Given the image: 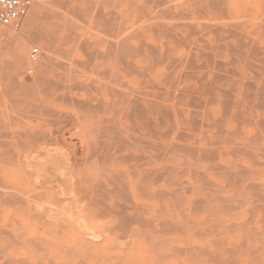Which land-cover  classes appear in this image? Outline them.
<instances>
[{"label": "rangeland", "instance_id": "obj_1", "mask_svg": "<svg viewBox=\"0 0 264 264\" xmlns=\"http://www.w3.org/2000/svg\"><path fill=\"white\" fill-rule=\"evenodd\" d=\"M32 7L55 61L64 62L36 88L42 45L30 44L17 74L10 41H2L0 264H191L190 251L170 249L190 243L218 249L210 259L200 255L198 264H264V106L255 105L264 103V0H34ZM34 45L41 54L32 62ZM145 102L153 103V112ZM71 175L79 177L76 189ZM144 175H152V183ZM251 181L263 186H247ZM112 188L129 193L130 205ZM207 195L212 202L203 201ZM197 198L202 202H192ZM119 202L127 213L142 211L146 221L140 214L137 220L116 216L108 206ZM80 212L86 218H78ZM168 220L184 221L187 242ZM161 236L165 243L157 245Z\"/></svg>", "mask_w": 264, "mask_h": 264}, {"label": "bare ground", "instance_id": "obj_2", "mask_svg": "<svg viewBox=\"0 0 264 264\" xmlns=\"http://www.w3.org/2000/svg\"><path fill=\"white\" fill-rule=\"evenodd\" d=\"M201 1V0H200ZM38 7V6H37ZM75 9V8H74ZM36 10V9H35ZM37 12V11H36ZM28 15L29 16H31L30 17V19H29V21H28V25H26L27 27L26 28H24V31L22 32L21 31V28L20 29H18V30H15V29H12V31H10V30H8V29H5V28H0V52L2 51V48H3V44L4 43H6V42H4L3 44H2V41H10V45H11V47H12V50H13V52H14V59H13V61H12V63H11V69H12V73H17V74H20V71H21V69L27 64V61H26V54H27V51H28V49H29V47H30V44L33 42V41H37V42H39L41 45H42V47H43V49H44V55H43V57L37 62V64H36V69H37V72H36V76H35V80H34V83L37 85H34V83H33V85L34 86H36V88L38 87V84H41V82H43L45 79H46V76L52 71V70H55V68L58 66V65H61V66H63L62 64H63V62L64 61H62V62H56L55 61V55L57 54V52H55L54 50H53V45H52V41L50 40V37L48 38V39H46L45 38V35L42 33L43 31L42 30H40L41 29V27H43V26H40L39 28H38V24H37V21H36V19L38 18V16L36 17L35 16V11H34V9H33V7H31V9H30V11H29V13H28ZM38 15V14H37ZM40 15V14H39ZM44 16H45V14H43ZM28 16V17H29ZM40 17V16H39ZM46 17V16H45ZM49 17V16H48ZM47 17V18H48ZM42 18H44V17H42ZM44 21H45V18H44ZM76 24V23H75ZM76 26V25H75ZM74 27V26H73ZM132 28V27H131ZM45 29V28H44ZM48 31V30H47ZM58 31V30H57ZM129 31V30H128ZM263 31H264V29H263ZM49 32V31H48ZM72 32V31H71ZM123 32V31H122ZM122 32H121V34H122ZM68 34V33H67ZM47 35V34H46ZM49 35V34H48ZM69 36V35H68ZM123 36V35H122ZM65 37V36H64ZM70 37H71V34H70ZM69 37V39H71ZM51 38H53L54 39V36L52 37V35H51ZM68 38V37H67ZM66 38V39H67ZM74 38H76V37H74ZM8 41V42H9ZM66 41V40H65ZM69 41V40H68ZM76 41V40H75ZM52 42V43H51ZM62 43H64L63 41H61ZM121 42V41H120ZM65 43H67V42H65ZM9 44V43H8ZM60 44V43H59ZM246 44V43H245ZM82 45V44H81ZM255 45V44H254ZM35 46H37V45H34L33 47H35ZM148 46V45H147ZM32 47V48H33ZM75 47V46H74ZM142 47V46H141ZM32 48H31V50H32ZM86 48V47H85ZM89 48V47H88ZM114 48V47H113ZM127 48V47H126ZM138 48V47H137ZM148 48V47H147ZM254 48H255V46H254ZM74 49V48H73ZM151 49V48H150ZM63 50V49H62ZM67 50V49H66ZM87 50V49H86ZM110 50V49H109ZM114 50V49H113ZM139 50H141L140 48H139ZM241 50V49H240ZM257 50V49H256ZM63 51H65V50H63ZM70 51V50H69ZM111 51V50H110ZM119 51V50H118ZM31 52V51H30ZM59 54H61L62 53V51H61V53H60V49H59ZM99 52V51H98ZM107 52V51H106ZM65 52H63V54H64ZM67 53V52H66ZM103 53V52H102ZM108 53V52H107ZM107 53L106 54H104V55H107ZM119 53H121V52H119ZM134 53V52H133ZM41 54V53H40ZM40 54H39V56H40ZM206 54V53H205ZM243 54V53H242ZM66 54H64V56H65ZM86 55H88V54H86ZM90 55H93V54H90ZM100 55V54H99ZM102 55V54H101ZM117 55V54H116ZM38 56V57H39ZM57 56V55H56ZM89 56V55H88ZM94 56V55H93ZM98 56V55H97ZM108 56V55H107ZM112 56V55H111ZM66 57V56H65ZM101 57V56H100ZM60 58H62V57H60ZM64 58V57H63ZM89 58H90V56H89ZM102 58V57H101ZM122 58V57H121ZM29 59H30V55H29ZM38 59V58H37ZM36 59V60H37ZM87 59V58H86ZM91 59H92V57H91ZM36 60H31L30 59V61H32V62H34V61H36ZM118 60V59H117ZM155 60V59H154ZM192 60V59H191ZM113 61V60H112ZM70 62V61H69ZM90 62V61H89ZM92 60H91V64H92ZM124 63L126 62V61H123ZM72 63H73V61H72ZM85 63V62H84ZM68 63H66V65H67ZM83 64V63H82ZM120 64V63H119ZM78 65H79V63H78ZM85 66H87L88 64H84ZM83 65V66H84ZM98 65V64H97ZM32 66H33V64H32ZM34 66H35V64H34ZM60 66V67H61ZM70 68H73L72 67V64H70ZM135 66V65H134ZM66 67V66H65ZM120 67V66H119ZM124 67V66H123ZM143 67V66H142ZM74 68H76V67H74ZM73 68V69H74ZM134 68V67H133ZM132 68V69H133ZM30 69V68H29ZM61 69H62V67L61 68H59V71H61ZM87 69H89V67L87 68ZM95 69V68H94ZM107 69V68H106ZM109 69V68H108ZM32 70H33V68H32ZM71 70V69H70ZM137 70V69H136ZM56 71H58V70H56ZM72 71V70H71ZM75 71H76V69H75ZM75 71H73V72H75ZM77 71H80V70H77ZM76 71V72H77ZM118 71V70H117ZM128 71H130V70H128ZM133 71H134V69H133ZM24 72V71H23ZM61 72H63L64 73V70H62ZM86 72V71H85ZM95 72V71H94ZM145 72V71H144ZM22 73V72H21ZM56 73V72H55ZM58 73V72H57ZM57 73H56V77H57ZM63 73H61V74H63ZM134 73H135V71H134ZM140 72H138V74H139ZM75 74V73H74ZM78 74V73H77ZM87 74V73H86ZM100 74H101V71H100ZM259 74V73H258ZM67 75V74H66ZM15 76V75H14ZM64 76V75H63ZM68 76H69V74H68ZM139 76V75H138ZM108 77V76H107ZM115 77V76H114ZM61 80H63V77L61 76ZM116 78V77H115ZM144 78V77H143ZM148 78V77H147ZM93 79V78H92ZM113 79V78H112ZM116 79H118V78H116ZM120 79V78H119ZM52 80V79H51ZM145 80V79H144ZM264 80V79H263ZM19 81H22V84H23V79L22 80H19ZM47 81H48V79H47ZM54 81V80H53ZM79 81V80H78ZM104 81V80H103ZM142 81V80H141ZM49 82V81H48ZM91 82H92V80H91ZM152 82V81H151ZM81 83H82V81H81ZM90 83V82H89ZM88 83V84H89ZM141 83H143V82H141ZM144 83H146V82H144ZM147 83H148V81H147ZM46 84H48V83H46ZM51 84V83H50ZM54 84V83H53ZM91 84V83H90ZM103 84V83H102ZM151 85H152V83H150ZM24 85H25V83H24ZM32 85V86H33ZM55 85V84H54ZM58 85V84H57ZM73 85V84H72ZM77 85H78V83H77ZM82 88H83V85H81V84H79ZM140 85V84H139ZM144 85V84H143ZM251 85V84H250ZM253 85V84H252ZM31 86V85H30ZM50 86V85H49ZM76 86V85H75ZM145 86V85H144ZM148 86H149V84H148ZM261 86V85H260ZM52 87V86H51ZM71 87H73L74 88V86H71ZM77 87V86H76ZM80 87V88H81ZM108 87V86H107ZM129 87V86H128ZM145 87H147V86H145ZM261 87H263L262 89L264 90V86L262 85ZM261 87H260V93L257 91V93H259V95L261 94V92H263V90L261 91ZM43 88V87H42ZM49 88V87H48ZM88 88V87H87ZM86 88V89H87ZM91 88V87H90ZM149 88V87H148ZM258 88V87H257ZM62 89V88H61ZM89 89V88H88ZM97 91H99L98 89H97V87L95 88ZM100 89V88H99ZM38 90V89H37ZM44 90V89H43ZM48 90V89H47ZM108 90H110V89H108ZM141 90V89H140ZM149 90V89H148ZM39 91V90H38ZM112 91L113 90H111L110 91V93H112ZM65 92H67V90L65 91ZM117 92V91H116ZM40 93V92H39ZM68 93V92H67ZM87 93H88V90H87ZM91 93H94L93 91H91ZM90 93V94H91ZM117 93H119V92H117ZM256 93V92H255ZM89 94V95H90ZM96 94V93H95ZM113 94V93H112ZM112 94H111V96H112ZM116 94V93H115ZM248 94V93H247ZM252 94V93H251ZM61 95V94H60ZM59 95V96H60ZM65 95V94H64ZM123 95V94H122ZM58 96V97H59ZM66 96V95H65ZM68 96V95H67ZM66 96V97H67ZM71 96V95H70ZM69 96V97H70ZM65 97V98H66ZM91 97H93L92 95H91ZM63 98H64V96H63ZM65 98H64V100H65ZM72 98V97H71ZM70 98V99H71ZM112 98V97H111ZM125 98V97H124ZM66 99H69L68 97L66 98ZM114 99V98H113ZM120 99V98H119ZM261 99V98H260ZM72 100V99H71ZM71 100H69V101H71ZM79 100V99H78ZM100 100V99H99ZM102 100V99H101ZM112 100V99H111ZM110 100V101H111ZM258 100H259V98H258ZM67 101V100H66ZM76 101V100H75ZM83 101H84V99H83ZM82 101V102H83ZM115 101V100H114ZM130 101H132V100H130ZM138 101H139V99L137 100L136 99V101H134L136 104L138 103ZM198 101H199V99H198ZM81 102V100H80V102H79V104H81L82 103ZM87 102H89L90 103V101H88L87 100ZM152 102V101H151ZM75 103H77V101L75 102ZM84 104V107L87 105L88 106V104H85L86 103V101H84L83 102ZM100 104H101V102H99ZM116 103H118V102H116ZM132 103V102H131ZM251 103V102H250ZM97 105H99L98 103H96ZM135 104V105H136ZM231 104V103H230ZM89 105H94V104H89ZM96 105V106H97ZM107 105V104H106ZM109 105V104H108ZM110 105H111V103H110ZM115 105V104H114ZM135 105H134V109H136L135 108ZM138 106H136L137 107V109L136 110H138V107L139 106H141V104L139 105V104H137ZM255 105L256 106H264V103H261V102H255ZM143 106V105H142ZM145 106H146V109H148L150 112H153L154 111V108H153V103H149V102H145ZM251 106H253V105H251ZM78 107V106H77ZM79 107H81V106H79ZM83 107V106H82ZM95 107V106H94ZM98 107H100V105L98 106ZM115 107V106H114ZM248 107V106H247ZM250 107V106H249ZM93 107H91L90 109H92ZM131 108H133V105H132V107ZM252 108H254V107H252ZM86 109V108H85ZM144 109V108H143ZM102 110V109H101ZM136 110H133V111H135L136 112ZM86 111V110H85ZM142 111V110H141ZM239 111V110H238ZM238 111H236V112H238ZM135 112H134V114H135ZM138 112H140L139 110H138ZM137 112V113H138ZM202 112V111H201ZM133 113V112H132ZM142 113V112H141ZM141 113H138L139 114V117H140V115H141ZM145 113V112H144ZM234 113V112H233ZM56 114H57V112H56ZM248 114V113H247ZM115 115V114H114ZM132 115V114H131ZM135 115H137V114H135ZM243 115H244V113H243ZM134 116V115H133ZM136 117V116H135ZM111 118V117H110ZM133 118V117H132ZM262 118V117H261ZM261 118H259L261 121H262V119ZM116 119V118H115ZM246 119H247V117H246ZM253 119V118H252ZM132 120H134V118L132 119ZM151 121V120H150ZM261 121H259L260 123H262ZM92 122V121H91ZM134 122V121H133ZM146 122V121H145ZM258 122V123H259ZM147 123V122H146ZM152 123V122H151ZM263 123H264V120H263ZM150 124V123H149ZM81 125V124H80ZM148 125V124H147ZM261 125H264V124H261ZM146 126V125H145ZM108 127H109V125H108ZM148 127H150L151 128V125H149ZM118 128V127H117ZM125 128V127H124ZM149 128V129H150ZM262 128V127H261ZM102 129H104V128H102ZM108 129V128H107ZM114 129V128H113ZM137 129V128H136ZM151 129H153V128H151ZM194 129V128H193ZM112 130V129H111ZM57 131V130H56ZM117 131H118V129H117ZM103 132H105L104 130H103ZM113 132V131H112ZM131 132V131H130ZM135 131H133V133H134ZM138 132V131H137ZM115 133V132H114ZM132 133V134H133ZM139 133V132H138ZM113 134V133H112ZM119 134V133H118ZM131 134V133H130ZM141 134V133H140ZM108 135V134H107ZM139 135V134H138ZM119 136H121V135H119ZM133 137V136H132ZM260 137V136H259ZM114 138V137H113ZM116 138V137H115ZM125 138V137H124ZM122 138L123 140H125V139H127V138ZM117 140V139H116ZM258 140V139H257ZM120 141V140H119ZM118 141V143H120ZM130 141V140H129ZM133 141H135V140H133ZM141 141V140H140ZM256 141V140H255ZM124 142V141H123ZM125 142H126V140H125ZM127 142H128V140H127ZM145 142V141H144ZM260 142V141H259ZM116 143V142H115ZM118 143H116L117 145H118ZM129 143V142H128ZM133 143V142H132ZM135 143V142H134ZM137 143H140V142H137ZM150 144H151V142H149ZM121 144V143H120ZM125 144V143H124ZM141 144V143H140ZM139 144V145H140ZM144 144H147V142L146 143H144ZM150 144H148V145H150ZM123 145V144H122ZM123 146H125V145H123ZM153 146V145H152ZM238 147V146H237ZM245 147V146H244ZM254 148V147H253ZM259 148V147H258ZM117 149V148H116ZM115 149V150H116ZM129 149V148H128ZM142 149V148H141ZM145 149H146V147H145ZM234 149V148H233ZM254 149H256V148H254ZM264 149V148H263ZM118 150H120V149H118ZM117 150V151H118ZM206 150V149H205ZM249 150V149H248ZM253 150V149H252ZM105 151V150H104ZM130 151V150H129ZM128 151V152H129ZM144 151V150H143ZM190 151V150H189ZM106 152V151H105ZM109 152V151H108ZM107 152V153H108ZM131 152V151H130ZM130 152H129V158H130ZM146 152V151H145ZM246 152H247V150H246ZM253 152V151H252ZM132 154H133V152H131ZM191 153V152H190ZM249 153V152H248ZM254 153V152H253ZM102 154H104V153H102ZM149 154V153H148ZM192 154V153H191ZM109 157H110V155L109 154H107ZM137 155V154H136ZM136 155L134 156V157H136ZM153 155V154H152ZM250 155V154H249ZM256 155V154H255ZM119 156H121V155H119ZM118 156V157H119ZM123 156V155H122ZM132 156V155H131ZM140 156H142L141 154L139 155V157ZM101 157V156H100ZM105 157V156H104ZM117 157V158H118ZM124 157V156H123ZM128 157V156H127ZM134 157H133V159H134ZM145 157V156H144ZM146 157H147V155H146ZM148 157H150V156H148ZM157 157V156H156ZM98 158V157H97ZM106 158V160H107V157H105ZM105 158H104V160H105ZM143 158V157H142ZM186 158V157H185ZM184 158V159H185ZM195 158H197V157H195ZM123 159H125V158H123ZM132 159V158H131ZM138 160H139V158H137ZM54 160H56V159H54ZM58 160V159H57ZM98 160H99V158H98ZM101 160V159H100ZM106 160L104 161V162H106ZM136 160V159H135ZM142 160V159H141ZM140 160V161H141ZM59 161H61V160H59ZM97 161V160H96ZM102 161H103V159H102ZM56 162V161H55ZM100 162V161H99ZM195 162V161H194ZM194 162H192V163H194ZM63 163V162H62ZM96 163H98V162H96ZM101 163V162H100ZM59 164V163H58ZM65 164V163H64ZM128 164V163H127ZM135 164V163H134ZM195 164V163H194ZM238 164V163H237ZM261 164V163H260ZM63 165V164H62ZM62 165H60L59 167L61 168L62 167ZM66 165V164H65ZM57 166V163H56V165H55V167ZM99 166V165H98ZM132 166V165H131ZM239 166H241V165H239ZM58 167V166H57ZM171 167V166H170ZM217 167V166H216ZM104 168V167H103ZM68 169V168H67ZM194 169V168H193ZM209 169H211V168H209ZM228 168H226V170H227ZM232 169V168H231ZM233 169H234V167H233ZM215 170V169H214ZM241 170L243 171V169L241 168ZM251 170V169H250ZM253 170H255V169H253ZM119 171V170H118ZM125 171V170H124ZM123 171V172H124ZM137 171V170H136ZM248 171V170H247ZM170 172V171H169ZM61 173H63V172H61ZM66 174L68 173V175H70V173H69V171L68 172H65ZM112 173V172H111ZM119 174V175H121L122 174V172H114V174H113V176H115L116 175V178L118 177L117 176V174ZM121 173V174H120ZM130 173V172H129ZM134 173V175H135V171L133 172ZM139 173V172H138ZM148 173V172H147ZM231 173L232 172H230L229 174L231 175ZM236 174L238 173V172H235ZM72 174V173H71ZM125 174V173H124ZM130 174H132V172L130 173ZM63 175V174H62ZM107 175L108 176H110V175H112V174H110L109 175V172H107ZM123 175V174H122ZM121 175V176H122ZM133 175V176H134ZM67 176V175H66ZM121 176H120V178H121ZM145 176V175H144ZM143 176V177H144ZM148 176H149V174H148ZM148 176H145L144 177V179H146L147 180V178L146 177H148ZM151 176V179H152V175H150ZM232 176V178L234 177V173H233V175H231ZM237 176V175H236ZM67 177H69V176H67ZM71 177H73V178H75V177H77V176H72L71 175ZM111 177V176H110ZM123 177V176H122ZM62 178H64V177H62ZM66 178V177H65ZM78 178L79 177H77V181L76 180H73V181H76L74 184H73V186L74 185H76V183L78 182ZM107 178H109V177H107ZM149 178V181L151 182L152 180L150 179V177H148ZM231 178V177H230ZM236 178V177H235ZM91 178H89L88 177V180L85 178L84 180H87V181H89ZM141 179H143L142 177H141ZM143 179V180H144ZM239 179L240 178H236L235 179V182H236V180H238L239 181ZM63 180V179H62ZM65 180V179H64ZM66 180L67 181H69L67 178H66ZM72 180V179H71ZM82 180V179H81ZM84 180H82V181H84ZM94 180V179H93ZM108 180H110V179H108ZM108 180H107V182H108ZM113 180V179H112ZM146 180H144L145 182H148V181H146ZM201 180V179H200ZM199 180V181H200ZM229 180V179H228ZM67 181H65V183L67 182ZM72 181V182H73ZM80 181V180H79ZM82 181H80V182H82ZM86 181V182H87ZM114 182L116 181L115 179L113 180ZM112 181V182H113ZM118 181V180H117ZM123 181V180H122ZM125 181V180H124ZM231 181H233V180H230L229 182H231ZM237 181V182H238ZM79 182V183H80ZM126 182V181H125ZM244 182V181H243ZM64 183V184H65ZM111 183V182H110ZM115 183H117V182H115ZM115 183H113V185L115 184ZM138 183V182H137ZM152 183V182H151ZM232 183V182H231ZM240 183V182H239ZM253 183V184H252ZM68 184V183H67ZM98 184V183H97ZM118 184H119V181H118ZM118 184H116L115 186H117ZM120 184L122 185V184H124L123 182H121V180H120ZM119 184V185H120ZM128 184V183H127ZM236 184H238V183H236ZM249 184H250V186L252 187V186H256V187H259V188H261L263 185H262V183H254V182H252L251 181V183H249L248 182V185L247 186H249ZM103 185V184H102ZM107 185V184H106ZM109 185V184H108ZM118 185V186H119ZM120 185V186H121ZM126 184H124V186H125ZM145 185H146V183H145ZM216 185V184H215ZM67 186V185H66ZM94 186H96L95 185V183H94ZM93 186V187H94ZM101 185H100V183H99V187H100ZM104 186V185H103ZM117 186V187H118ZM119 186V187H120ZM123 186V187H124ZM138 186V185H137ZM149 186V185H148ZM238 186V185H237ZM78 187H82L81 185H79ZM117 187H115V188H117ZM118 187V188H119ZM140 186H138V188H139ZM143 187V186H142ZM142 187H140V189L142 188ZM240 187V186H239ZM254 187H252V188H254ZM73 188H75V186L73 187ZM95 188V190L96 189H98V185H97V188L96 187H94ZM106 188V187H105ZM114 188V189H115ZM122 188V187H121ZM125 188H128V186L127 187H125ZM144 188V187H143ZM143 188H142V190H143ZM149 188V187H148ZM147 188V189H148ZM151 188V187H150ZM189 188V187H188ZM187 188V189H188ZM237 188V187H236ZM250 188V187H249ZM64 189H66V188H64ZM70 189V188H69ZM76 189V188H75ZM113 189V188H112ZM113 189V190H114ZM128 189H130V188H128ZM200 189V188H199ZM219 189V188H218ZM241 189V188H240ZM66 190H68V189H66ZM72 190V189H71ZM85 190V189H84ZM111 190V189H110ZM116 191H117V189H115ZM114 190V191H115ZM122 190V189H121ZM137 190H139V189H137ZM141 190V191H142ZM178 190V189H177ZM177 190H175L173 193H176L177 192ZM219 190H221V189H219ZM261 190V189H260ZM100 191H102V190H100ZM112 191V190H111ZM115 191V192H116ZM120 191V190H119ZM124 192H125V190H123ZM179 191V190H178ZM182 191V190H181ZM242 191V190H241ZM53 192H54V190H53ZM56 192V191H55ZM113 192V191H112ZM114 192V193H115ZM139 192H140V190H139ZM146 193H147V190L145 191ZM145 192H143L144 194H146ZM171 192V191H170ZM180 192V191H179ZM178 192V193H179ZM183 192V191H182ZM220 192V191H219ZM236 192V191H235ZM243 192V191H242ZM254 192V191H253ZM119 193H121V194H118L117 192L115 193L116 195H117V197H119L120 199H121V197L123 198L122 200H124L123 201V203H127L128 204V200L130 199L128 196V194L129 193H127V192H125V193H123V192H119ZM127 193V194H126ZM207 193H209V192H207ZM207 193H205L204 195H206ZM256 193V192H255ZM258 193V192H257ZM54 194V193H53ZM150 194L151 195H153V192L151 193L150 192ZM149 194V195H150ZM210 194V193H209ZM253 195H254V193H252ZM251 194V195H252ZM259 194L261 195V196H259L258 194V196H259V200L261 201L260 203H261V205H264V194L262 195L260 192H259ZM120 195V196H119ZM128 195V196H127ZM147 195V194H146ZM150 195V196H151ZM171 195H172V193H171ZM219 195V194H218ZM217 195V196H218ZM237 195V194H236ZM54 196H56V195H53V197ZM127 196V197H126ZM140 196V195H139ZM213 196V195H212ZM250 196V195H249ZM256 196V194L254 195V197ZM61 197V196H60ZM148 197V196H147ZM179 197H180V195H179ZM203 197V196H202ZM253 197V198H254ZM63 197H61L60 199H62ZM152 198V197H151ZM177 198H178V196H177ZM193 198V197H192ZM228 198V197H227ZM53 199V198H52ZM125 199H128L127 200V202H126V200ZM199 199H201V198H197V199H192V202H197ZM203 199V201H209V202H212L213 200H212V198H209L208 197V195L206 196V197H204V198H202ZM202 199H201V202H202ZM226 199V198H225ZM255 199V198H254ZM131 200H132V198H131ZM130 200V202L132 203V201ZM183 200H184V198H183ZM257 200V199H256ZM255 200V201H256ZM259 200H257L258 202H259ZM52 201H54V200H52ZM62 202V201H61ZM63 202H64V200H63ZM129 202V203H130ZM60 203V202H59ZM120 203V202H119ZM122 203V202H121ZM115 204V206H117L116 208H114V207H112L111 205L110 206H108V207H111V208H113V209H116L114 212H115V214H116V216L118 215L119 216V218L121 217V219H129V220H132V219H134V218H136L135 220H137V217H138V215L140 214L141 215V217L139 216L138 217V219L139 220H141V219H143L144 221H146L145 220V218H144V216L142 217V214H141V212L142 211H140V212H138V215L136 216L135 215V213L137 212H135V213H132V212H130V213H127V211L124 209L125 207H128V205H130V204H128V205H126V204ZM133 204V203H132ZM131 204V205H132ZM136 204V203H135ZM146 205V204H145ZM64 206H67V204L66 205H64ZM137 206H139V208H137V209H141V207H140V204L139 205H136V206H134L135 208L137 207ZM119 207H121V208H123V209H118ZM129 207H131V206H129ZM146 208H147V206H145ZM65 208V210H66V207H64ZM110 208V209H111ZM132 208V207H131ZM142 208H143V206H142ZM56 210H57V208H55ZM61 209H62V207H61ZM109 209V208H108ZM136 209V210H137ZM27 210V209H26ZM69 210V209H68ZM67 210V211H68ZM112 210V209H111ZM143 210V209H142ZM58 211H60L59 209H58ZM66 211V212H67ZM147 211V210H146ZM65 212V213H66ZM143 212H145V209L143 210ZM30 213V212H29ZM59 213V212H58ZM147 213V212H146ZM49 214H51V213H49ZM69 214V213H68ZM52 215H54V214H52ZM52 215H49V216H52ZM73 215V214H72ZM86 216L87 215H85L83 212H80V213H78V218H81V219H83V218H86ZM153 216V215H152ZM14 217V216H13ZM151 217V216H150ZM155 217H156V215H155ZM155 217H154V219H155ZM147 218V217H146ZM152 218V217H151ZM80 219V220H81ZM148 219V218H147ZM157 219V218H156ZM155 219V220H156ZM79 220V219H78ZM164 220H167V219H163V221H162V225H164L163 224V222H164ZM82 221V220H81ZM142 221V220H141ZM149 221H151L150 219L148 220V222ZM153 222V221H152ZM168 222V223H167ZM150 223V222H149ZM151 224V223H150ZM160 224H161V222H160ZM8 225V224H7ZM87 225V224H86ZM153 225V224H152ZM161 225V226H162ZM166 225L168 226V225H170V228L169 227H166V228H169V229H171V227L173 228V230H174V228H176V230L179 228V231H181V232H183L184 234H185V236H184V234L182 235V233L180 234V235H182V237H183V241L184 242H187V240L185 241V237L187 236V225L184 223V221H182V220H179V221H177V222H175L174 224H170V222H169V220L168 221H166ZM146 226V225H145ZM90 227H91V225H90ZM153 227H155V226H153ZM97 229H98V226L96 227ZM95 227H94V230L96 229ZM5 229V228H4ZM96 229V230H97ZM157 229V228H156ZM163 229V228H162ZM162 229H160V230H162ZM165 229V228H164ZM154 230V229H153ZM0 231H4V230H0ZM7 231V230H6ZM170 231H172V230H170ZM169 231V232H170ZM155 232V231H154ZM163 232V231H162ZM166 232V231H165ZM177 232V231H176ZM145 233V232H144ZM150 233V232H149ZM85 234V233H84ZM146 234V233H145ZM153 234V233H152ZM89 235V234H88ZM147 235V234H146ZM158 235V234H157ZM21 236V235H20ZM91 236V235H90ZM138 236V235H137ZM78 237H80V236H78ZM86 237V236H85ZM152 237V236H151ZM154 237V236H153ZM166 236H164V238H165ZM181 237V236H180ZM28 238V237H27ZM34 238V237H33ZM89 238V237H88ZM105 238V237H104ZM135 238V237H134ZM156 238V237H155ZM162 238V239H161ZM164 238L161 236L160 237V239L159 240H157L156 242H158V244L157 245H159V241H162V242H164L165 243V240H164ZM80 239V238H79ZM90 239V238H89ZM111 239V238H110ZM110 239H108L109 241H110ZM167 239V238H166ZM113 240V239H112ZM131 240V239H130ZM142 240H143V238H142ZM147 241L149 240V239H146ZM153 240V239H152ZM182 240V239H181ZM17 241V240H16ZM35 241V240H34ZM41 241H43V239L41 240ZM92 241V240H91ZM103 241V240H102ZM119 241H121V240H118V242ZM189 241V243H190V240H188ZM90 242V241H89ZM122 242V241H121ZM219 241H217V243H218ZM87 243V242H86ZM103 243H104V241H103ZM107 243H110V242H107ZM130 243V242H129ZM149 243H150V241H149ZM164 243H162V246L164 245ZM216 243V242H215ZM216 243V244H217ZM220 243V242H219ZM242 244H244L243 242H241ZM83 244V243H82ZM110 244H114V243H110ZM120 244V243H119ZM145 244V243H144ZM147 244V243H146ZM145 244V245H146ZM187 244V243H186ZM109 245V244H108ZM131 245H133L132 243H131ZM131 245H129V246H131ZM218 245V244H217ZM251 245V244H250ZM250 245H249V249H250ZM254 245V244H253ZM1 246V245H0ZM10 246V245H9ZM78 246V245H77ZM83 246H84V244H83ZM82 246V247H83ZM151 246H152V244H151ZM161 246V247H162ZM203 246H206V245H203ZM252 246V245H251ZM37 247V246H36ZM134 247V246H133ZM153 247V246H152ZM209 246H206V247H202V248H199L198 246H197V244H193V243H190V244H188V245H182V246H179V247H171L170 249H174V250H176L177 252L178 251H181V252H188L189 254H191V256H190V258H191V260H193V258H194V263H192L191 262V264H195V263H197L198 264V262L202 259H200L199 260V258L201 257V256H205L206 254H207V257L210 259V257L212 258V257H215L216 256V254H217V251H218V249L217 248H208ZM217 247V246H216ZM130 248H132V247H130ZM160 248V247H159ZM4 249V248H3ZM50 249V248H49ZM70 249H72V248H70ZM87 249V248H86ZM151 249V248H150ZM156 249V248H155ZM247 249H248V247H247ZM74 250V249H73ZM78 250H79V248H78ZM77 250V251H78ZM129 250V249H128ZM128 250H126V251H128ZM153 250V249H152ZM158 250H160V249H158ZM215 250H216V254H215ZM251 250V249H250ZM257 250V249H256ZM48 251V250H47ZM88 251V250H87ZM130 251V250H129ZM128 251V252H129ZM191 253H190V252ZM252 251H254V250H252ZM125 252V251H124ZM153 252H154V250H153ZM180 252V253H181ZM76 253V252H75ZM84 253V252H83ZM90 253H91V251H90ZM89 253V254H90ZM126 253V252H125ZM131 253V252H130ZM159 253V252H158ZM179 253V252H178ZM87 254V253H86ZM160 254V253H159ZM174 254V253H173ZM172 254V255H173ZM2 255V254H1ZM72 255V254H71ZM103 255V254H102ZM120 255V254H119ZM193 255V256H192ZM201 255V256H200ZM217 255H219V254H217ZM92 256H93V254H92ZM95 256V255H94ZM99 256H101V255H99ZM130 256V255H129ZM160 256V255H159ZM200 256V257H199ZM210 256V257H209ZM1 257V256H0ZM73 257V256H72ZM110 257V256H109ZM115 257V256H114ZM117 257V256H116ZM121 257V256H120ZM125 257H128V256H125ZM157 257V256H156ZM162 257V256H161ZM160 257V258H161ZM206 257V256H205ZM42 258V257H41ZM44 259V258H43ZM95 259V258H94ZM98 259V258H97ZM106 259H108L107 257H106ZM118 259H122V258H118ZM159 259V258H158ZM100 260V259H99ZM117 260V259H116ZM157 260V259H156ZM156 260H155V263H156ZM198 260V262H196ZM6 261V260H5ZM25 261V260H24ZM103 261V260H102ZM109 261H110V259H109ZM122 262H123V260H121ZM202 261V260H201ZM207 261H208V259H207ZM214 261V260H213ZM27 262V261H26ZM43 262V261H42ZM52 262V261H51ZM98 262V261H97ZM103 262H105V261H103ZM117 262H118V260H117ZM83 263V261L80 263V264H82ZM121 263V262H120ZM127 263V262H126ZM7 264V263H6ZM24 264H26V263H24ZM37 264H39V262L37 263ZM42 264V263H41ZM45 264V263H44ZM79 264V263H78ZM88 264V263H87ZM123 264V263H122ZM133 264V263H132ZM179 264V263H178Z\"/></svg>", "mask_w": 264, "mask_h": 264}, {"label": "built area", "instance_id": "obj_3", "mask_svg": "<svg viewBox=\"0 0 264 264\" xmlns=\"http://www.w3.org/2000/svg\"><path fill=\"white\" fill-rule=\"evenodd\" d=\"M34 0H0V25L15 30L20 29L23 19L28 15ZM41 48L35 46L30 52V59L36 60ZM32 68L28 73H32Z\"/></svg>", "mask_w": 264, "mask_h": 264}]
</instances>
